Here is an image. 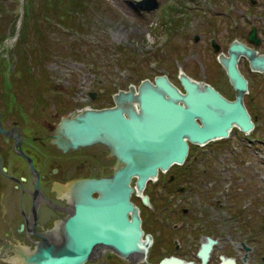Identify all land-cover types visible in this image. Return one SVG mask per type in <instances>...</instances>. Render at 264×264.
<instances>
[{
	"label": "rangeland",
	"instance_id": "obj_1",
	"mask_svg": "<svg viewBox=\"0 0 264 264\" xmlns=\"http://www.w3.org/2000/svg\"><path fill=\"white\" fill-rule=\"evenodd\" d=\"M29 1L0 0V35H5L0 39V65L4 60L21 63L25 51L32 59L45 58L42 73L37 65L33 71L43 90L21 73L23 89L30 95L43 94L48 105L52 98L62 100L69 112L87 104H109L120 89L165 72L179 87L182 70L222 89L226 76L216 60L213 41L227 52L239 33L264 25V0H89L90 7L71 13L69 29L60 27L59 17L52 14L42 44L31 28L21 44L19 34ZM43 1H32L36 11L31 13V25L45 21ZM19 47L23 51L18 52ZM122 58L128 61L122 63ZM257 84L253 80L254 92L264 102L263 88ZM93 91L98 92L96 98L90 95ZM221 145L217 153L223 156L215 167L225 171L233 187L224 207L203 211L210 214L217 228L214 232L221 233L220 244L229 254L241 264L245 256L248 262L264 264V125L262 131L256 129L244 138L234 134ZM1 255L0 264H7Z\"/></svg>",
	"mask_w": 264,
	"mask_h": 264
},
{
	"label": "flooded vegetation",
	"instance_id": "obj_2",
	"mask_svg": "<svg viewBox=\"0 0 264 264\" xmlns=\"http://www.w3.org/2000/svg\"><path fill=\"white\" fill-rule=\"evenodd\" d=\"M263 29L264 25H252L234 40L256 50V54L264 55ZM251 31L255 33L254 39L250 38ZM231 43L225 54H228ZM215 53L226 76L223 85L227 87L221 89L213 81L206 83L227 99L235 100L236 90L227 71L221 66L219 52ZM238 68L248 81V92L243 95V102L254 128L245 133L233 126L228 137L203 145L190 143L185 163L159 170L155 178L146 182L142 194L138 193L134 178L131 200L139 209L143 237L149 235L152 238L147 258H123L112 249L100 246L85 264H160L164 258L173 256L201 264L202 258L198 252L203 243L208 242V237L215 239L216 243L209 252L206 264H220L223 257H234L235 262L241 264L220 244L221 233L214 232L217 228L215 230L210 222V214L203 211L207 207L216 210L224 207L227 204L226 194L233 187L225 171L215 167V161L220 162L223 156V153H217L223 141L234 134L244 138L256 129L263 130L264 102L254 92L252 83L253 80L258 81L257 85L264 91V74L253 69L245 55L240 56ZM15 78H20V75ZM178 80L180 87L174 84L183 90ZM9 82L13 84L11 80ZM5 86L1 78L0 253L9 259L18 249L33 251L43 241L50 244L62 241L63 224L74 211L72 183L112 175L117 157L101 142L63 150L53 142L57 124L69 112L63 101L52 98L51 105H48L46 99L38 96L41 93L30 95L26 88ZM111 98V103L96 108L113 106V95ZM93 196L97 197L98 193L93 192ZM144 197L148 202L144 201Z\"/></svg>",
	"mask_w": 264,
	"mask_h": 264
},
{
	"label": "water",
	"instance_id": "obj_3",
	"mask_svg": "<svg viewBox=\"0 0 264 264\" xmlns=\"http://www.w3.org/2000/svg\"><path fill=\"white\" fill-rule=\"evenodd\" d=\"M254 31L250 38L254 39ZM218 59L237 95L224 97L209 83L200 82L180 71L183 90L167 72L143 79L140 84L120 89L113 95L114 105H90L64 114L57 124L53 142L63 150L101 142L117 157L114 173L72 183L74 211L63 224V240L56 244L41 242L36 250L18 249L9 259L12 264H84L97 247L112 249L123 258H147L151 236L143 237L138 207L131 200L136 178L139 194L159 170L181 165L191 144H206L228 137L238 127L249 133L254 122L243 95L248 81L238 68L240 56H247L251 67L264 74V55L234 40L228 54L213 41ZM97 92H91L95 98ZM93 192L98 196L94 197ZM144 201L148 202L147 197ZM216 240L208 237L198 252L206 264ZM245 249L250 251L244 244ZM234 257H223L220 264H237ZM245 264H254L247 261ZM160 264H195L177 257L164 258Z\"/></svg>",
	"mask_w": 264,
	"mask_h": 264
},
{
	"label": "trees",
	"instance_id": "obj_4",
	"mask_svg": "<svg viewBox=\"0 0 264 264\" xmlns=\"http://www.w3.org/2000/svg\"><path fill=\"white\" fill-rule=\"evenodd\" d=\"M32 1L34 0H30L29 3H27L26 7L24 8L25 18H23L22 20V29L20 30L21 32L19 34L21 44H25V42L27 41L30 28H31V31H34L36 34V37L38 39L37 43L42 44L44 38L47 37L49 34V30L51 26L47 27L46 24L51 22L50 16L52 14H55V16L59 17V21L61 22H58V25H60V27L69 29V24L71 23L72 14L76 13L79 10L78 8L85 9L87 6L90 7L89 0H44L42 3V6H43L42 8L44 9L45 21H41V22H38L37 24L31 25L30 23V18L32 17L31 13L36 11L34 7V3L32 4ZM91 6H95V4L93 5L92 3ZM169 8L171 9V11L173 10L172 6H170ZM4 37H5L4 34L0 35V39L3 40ZM17 49H18L17 50L18 52L22 50L21 47ZM27 53L28 52L25 51L24 53L21 54L22 55L21 63L14 64L10 60H4V62H2V64L0 65V75H3L2 78L6 84L5 86L6 88L26 87L24 85L25 77L15 78V75L17 73H19L17 75H20L22 73V75L26 76V78L29 80L30 83L33 81V84H34L33 86L36 87V89H40V91L43 90V88H39L40 78H37L35 76V73H33V71H34V67H36L35 65H37V67L39 68V71L42 73L41 69L43 68L42 66L44 64L45 58L39 59V57L35 56L32 59L31 54L30 56H27L26 55ZM127 61H128L127 59H123V58L121 59L122 63H126ZM3 67L7 69L9 73H7V70H3ZM42 78H45V77H42ZM10 80L13 82L12 85L9 82ZM38 96L42 97L41 94H39Z\"/></svg>",
	"mask_w": 264,
	"mask_h": 264
},
{
	"label": "bare ground",
	"instance_id": "obj_5",
	"mask_svg": "<svg viewBox=\"0 0 264 264\" xmlns=\"http://www.w3.org/2000/svg\"><path fill=\"white\" fill-rule=\"evenodd\" d=\"M92 107H93V106H92ZM94 108H96V107H94ZM10 259H11V258H10ZM10 259H9V260H10ZM6 263H7V264H12L10 261H7ZM85 263H86V262H85ZM85 263H84V264H85Z\"/></svg>",
	"mask_w": 264,
	"mask_h": 264
}]
</instances>
